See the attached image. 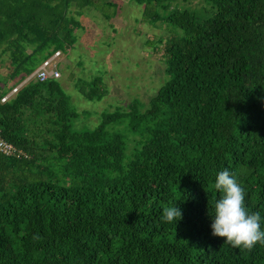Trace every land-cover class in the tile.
Returning <instances> with one entry per match:
<instances>
[{
	"label": "trees",
	"instance_id": "obj_1",
	"mask_svg": "<svg viewBox=\"0 0 264 264\" xmlns=\"http://www.w3.org/2000/svg\"><path fill=\"white\" fill-rule=\"evenodd\" d=\"M132 1L182 32L159 39L166 77L147 103L132 98L78 128L57 79H29L1 101L74 46L73 0H0L14 80L0 81V135L19 150L0 151V264H264V245L233 248L211 235L208 206L227 169L264 216V0H207L201 20L149 6L172 0ZM76 87L88 101L107 94L100 75ZM176 202L182 218L163 222Z\"/></svg>",
	"mask_w": 264,
	"mask_h": 264
},
{
	"label": "rangeland",
	"instance_id": "obj_2",
	"mask_svg": "<svg viewBox=\"0 0 264 264\" xmlns=\"http://www.w3.org/2000/svg\"><path fill=\"white\" fill-rule=\"evenodd\" d=\"M144 6L146 3L132 0H90L88 4L73 0L71 3L69 14L81 26L76 30L74 46L63 49L57 57L61 73L57 80L80 112L75 123L78 128H93L102 111L125 107L132 98L147 103L164 81L165 57L158 46L159 39L164 42L176 30L180 32L178 35L182 32L163 21L150 20L143 12ZM149 6L161 18L171 9H188L199 20L208 17L213 9L207 0H172ZM3 50L5 45L0 46V81L7 88L13 86L14 80L8 78L11 67L8 51ZM95 75L102 77L107 94L100 101H88L78 92L76 83L78 79L87 81Z\"/></svg>",
	"mask_w": 264,
	"mask_h": 264
},
{
	"label": "clouds",
	"instance_id": "obj_3",
	"mask_svg": "<svg viewBox=\"0 0 264 264\" xmlns=\"http://www.w3.org/2000/svg\"><path fill=\"white\" fill-rule=\"evenodd\" d=\"M212 187L219 195L208 203L211 235L223 238V243L233 248L251 250L257 244L264 245V216L246 206V191L237 177L227 169L219 171ZM177 202L163 209V222L176 225L182 218Z\"/></svg>",
	"mask_w": 264,
	"mask_h": 264
},
{
	"label": "built area",
	"instance_id": "obj_4",
	"mask_svg": "<svg viewBox=\"0 0 264 264\" xmlns=\"http://www.w3.org/2000/svg\"><path fill=\"white\" fill-rule=\"evenodd\" d=\"M60 51L55 52L51 57L45 59L42 61V63L39 65V67L34 71V73H31L22 83L13 86L11 91L2 97V101H5L9 99L11 96H13L17 90L20 88L22 84L27 82L29 79H36L40 82L46 81L48 79H58L61 75L60 70L58 69V63H57V57L60 56ZM0 151L9 154L14 153L16 151H19L15 148L14 145L10 144L3 138H1L0 135Z\"/></svg>",
	"mask_w": 264,
	"mask_h": 264
},
{
	"label": "crops",
	"instance_id": "obj_5",
	"mask_svg": "<svg viewBox=\"0 0 264 264\" xmlns=\"http://www.w3.org/2000/svg\"><path fill=\"white\" fill-rule=\"evenodd\" d=\"M9 87H10V85H9Z\"/></svg>",
	"mask_w": 264,
	"mask_h": 264
}]
</instances>
